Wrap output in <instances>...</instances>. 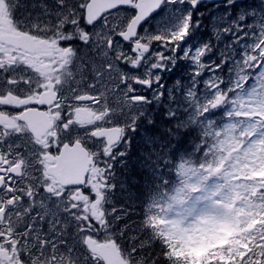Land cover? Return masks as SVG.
Here are the masks:
<instances>
[{
    "label": "flooded vegetation",
    "instance_id": "flooded-vegetation-1",
    "mask_svg": "<svg viewBox=\"0 0 264 264\" xmlns=\"http://www.w3.org/2000/svg\"><path fill=\"white\" fill-rule=\"evenodd\" d=\"M137 2L130 0L128 5L136 9ZM187 2L193 9L191 0ZM214 7L226 15V20L221 22V32L226 30L228 34L226 21L231 20L227 17L232 10L225 11L223 0H205L193 11L203 14L207 26L205 33H209L207 15ZM6 9L0 3V264H33L34 261L40 264H56V261L60 264H104L94 251L96 245L114 247L129 264L128 242L119 237L122 225L120 220L111 217L115 218L127 201L139 202L145 192L151 193L149 196L156 195L154 173L151 174L154 186L144 185L138 178L133 188L139 195L133 200L124 199L118 188L128 162L134 168L146 165L156 172V158L147 149L144 151L149 155L143 160L128 152L131 142L136 140L139 147H144L140 133L150 121L151 108L156 106L149 94L151 80L142 77V69L156 65V41L148 42L142 37L151 19L139 34L136 29L134 36L126 39L134 18L129 15L124 31L116 33V43H107L108 56L116 62H111L113 65L126 74L129 73L127 68H138L130 72L136 77L128 88V95L116 100L113 91L103 97L92 92L91 80L86 82V77L90 78L87 74L89 57L82 52H93L94 28L112 14L129 11L117 8L89 25L84 8L76 28L72 29L71 24L66 26V21L59 20L64 17H60L54 22L52 32H56L45 34L29 29L24 17H19L20 13ZM249 10L251 13L259 10L262 18L259 26L264 28V0H239L232 19L250 15ZM61 23H65L62 33L57 31ZM256 23L254 20L249 22L250 28L245 27L247 35L235 27V34L241 38L238 44L248 42L250 46L252 36L249 35L260 36ZM80 28L81 31H77ZM212 36L210 32L214 40ZM174 51L176 56V47ZM106 70L110 72V67L106 66ZM65 75L76 78L79 83L84 79V84H71L67 90ZM125 76L109 75L104 81L113 83L120 78L118 84L123 95L122 88L127 84ZM153 85L156 86L155 79ZM123 103H130L125 105L129 108L139 106L142 111L138 110L131 118L126 111L118 112L123 116L116 115L115 108ZM129 126L136 129L135 134ZM151 127L156 130L155 124ZM81 128L90 129L83 138ZM113 131L119 135V140L110 143L107 138ZM64 161L69 162L66 169ZM77 161H84L85 165L82 185L79 181L76 183L78 179L74 181L79 175L76 169L81 166ZM61 176L67 179L65 183L58 179ZM118 206L120 208L113 212L112 208ZM41 211L43 218H40Z\"/></svg>",
    "mask_w": 264,
    "mask_h": 264
},
{
    "label": "rangeland",
    "instance_id": "rangeland-1",
    "mask_svg": "<svg viewBox=\"0 0 264 264\" xmlns=\"http://www.w3.org/2000/svg\"><path fill=\"white\" fill-rule=\"evenodd\" d=\"M91 1L0 0V3L7 7V11L20 13L19 17H24L29 29L53 34L56 32H52L54 22L60 17H64L59 20L66 21V26L71 24L72 29L76 28L78 18ZM118 1L110 2L109 7L126 0ZM210 11L207 15L209 33H205L207 26L203 14L194 12L188 2L167 4L166 9L143 29V38L148 42L156 41V65L151 69H142V77L146 81L151 80L149 94L152 102L157 108L163 106L161 100L165 99L166 120H172V125L179 122L183 128L189 126L197 130L201 140L195 144L194 156L174 155L167 174L159 162L154 166L156 172L146 165L134 168L128 162L125 175L118 181L124 199L130 197L133 200L139 195L133 188L139 182L138 178L144 185L154 186L153 173L156 175V195L149 196L151 193L145 192L142 198L145 201L141 199L135 204L127 201L126 205L121 206L122 210H118L120 206L112 208L118 212L115 218L110 217L120 220L122 226L119 237L128 242V252L140 246L137 258H140L141 252L149 258L156 257V248L163 247L159 253L172 259L173 264H200L201 261L204 264H264V206H261L264 193H257L255 200L249 196V192L254 189V175L264 165V103H261L264 101V28L259 26L262 18L259 10H252V13L249 10L248 16L256 17V30L260 35H249L252 36L249 46L248 42L238 44L241 38L235 34V27L238 26L247 35L245 27H251L249 22L254 21L252 17L248 23L240 19L226 21V27L230 30L228 36L226 30L221 32V22L226 20V15L220 14L217 7ZM189 14L192 20L186 24ZM129 15V12L120 11L94 28L96 42L93 52H82L83 56L89 57L87 74L90 78L86 77V82L91 80V90L95 95L97 92L103 97L113 91L114 99L124 98L136 77L134 73L126 74L113 65L115 59L108 56L110 50L107 48L108 42L116 43V33L124 31ZM63 24L58 25L57 31L63 32ZM181 28H185L186 35L182 34L181 39L177 40ZM77 31L80 32L81 28ZM157 36L158 40L155 39ZM174 47L177 48L176 56ZM178 50H181L180 54ZM205 56H212V59L205 60ZM116 57L120 58V55L116 54ZM226 62L227 66L222 71L216 70ZM106 66L110 67V72ZM205 71L208 75L204 80H197L196 75ZM116 74L119 77L126 75L127 84L122 88L123 95L118 84L120 78L113 80V83L104 81L105 76ZM154 79L156 86L153 85ZM64 80L67 90L71 84H84V79L79 83L76 78H66V75ZM115 87L118 89L115 90ZM129 104L123 103L115 108V114L123 116L118 112L126 111L130 112L128 115L131 118L138 110L142 111L139 106L127 107ZM173 114L176 119H172ZM89 130L81 128L84 132L81 138ZM140 134L144 147L138 146V140H129L132 143V148L128 150L130 155L143 160L149 155L144 151L147 149L156 161H162L158 155L162 150L159 136L153 138L144 132ZM201 147H204L203 151H200ZM166 152L170 153V149L167 148ZM203 153V158L198 157ZM197 158L201 163L196 165L194 160ZM185 193L190 194L189 200H186ZM136 208H139L138 214ZM40 215L43 218V211ZM254 219L256 225L252 230L247 229V233L252 239L249 241L255 245V256L254 249L242 241L241 233L244 234L246 230L239 225ZM171 237L179 240L178 245L169 246L167 242H170ZM218 240L225 241L224 245L218 244L220 249H225L218 251L213 261L194 257V251L200 254L205 245ZM186 250H192L191 255ZM228 253L233 254L228 256Z\"/></svg>",
    "mask_w": 264,
    "mask_h": 264
},
{
    "label": "water",
    "instance_id": "water-1",
    "mask_svg": "<svg viewBox=\"0 0 264 264\" xmlns=\"http://www.w3.org/2000/svg\"><path fill=\"white\" fill-rule=\"evenodd\" d=\"M130 0H126L125 2L119 3V4H115L112 5V7H109L110 2H113L112 0H92L91 3H89L86 6V20L88 21L89 25L94 24L102 15L104 12L106 11H110L113 10L115 8H117L119 5H128ZM205 0H199L200 2H203ZM211 2H215L216 0H210ZM157 0H139L137 5H136V15L133 18V20L131 21V24L128 28V35L126 37V39L131 38L134 36L136 29H137V25L140 23L141 20H143L144 16L152 11L153 7L156 5ZM117 5V6H116ZM113 8V9H112ZM111 137V141L110 143H114L118 140V134H116V136L114 137V134H109ZM81 150V149H80ZM66 152V151H64ZM60 159V157L58 158ZM63 159V157H62ZM83 159V158H81ZM65 165V169L66 167H68L67 162L64 161L62 162ZM78 164H81V166H79L76 171L79 173V175H77L74 179L77 180L76 183H78V181L80 182V185H82L83 182V178H84V174H85V165H84V161H77ZM60 165V164H59ZM61 166V165H60ZM82 167V168H80ZM86 167H87V163H86ZM75 168V167H73ZM64 169V171L66 172V170ZM82 169V170H81ZM81 173V174H80ZM62 181V183L66 182L67 179L63 176H61L60 178H58ZM94 251L97 253V255H99L104 264H125L123 259L120 257L119 253L113 250H108L105 246L102 245H97L94 249ZM101 253V255H100Z\"/></svg>",
    "mask_w": 264,
    "mask_h": 264
},
{
    "label": "snow or ice",
    "instance_id": "snow-or-ice-1",
    "mask_svg": "<svg viewBox=\"0 0 264 264\" xmlns=\"http://www.w3.org/2000/svg\"><path fill=\"white\" fill-rule=\"evenodd\" d=\"M177 2H182V3H187V0H157V3L156 5L153 7L152 11L148 12L143 20L140 21V23L137 25V33L139 34L140 30L143 28V25L145 23H147L150 19L153 18L154 15H158L161 11H164L165 10V4H172V5H175ZM223 4H224V8H225V11L227 12L228 9H231L232 11L228 14V19H232V17L235 15V12H236V9L238 7V4H239V0H223ZM199 5V0H191V6L193 9L197 8ZM118 9H124V10H127L130 12V15L132 17H135L136 15V9L135 8H132L130 5H119L118 6ZM250 17L248 15H241L240 16V21L243 22V23H248ZM192 20V15L189 14L188 18H187V21H186V24L187 23H190ZM186 35V31H185V28H181L180 29V33L177 34L176 36V39L179 40L181 39V35ZM155 39H159V37H155ZM149 51H151V49H149ZM181 50H178V54H180ZM205 60H210L212 59V56H205L204 57ZM217 63H219L217 61ZM262 63H264V61H262ZM227 66V62L223 65V66H220L219 68H217L216 70L217 71H222L223 70V67H226ZM127 67V66H126ZM127 70L129 72H134V71H138V68L137 69H133V68H127ZM208 75V72L205 71V72H201L199 74L196 75V79L199 80V81H203L205 76ZM189 79H191V76L189 77ZM127 83V82H126ZM135 87V85H134ZM199 89V85L197 87V90ZM183 91V89H182ZM134 93H129V95H133ZM177 117L175 116V114L172 115V119H176ZM188 135H190V133H184V137H187ZM185 141L182 139L178 145L179 146H183V143ZM200 151H203V147L200 148ZM183 167V166H182Z\"/></svg>",
    "mask_w": 264,
    "mask_h": 264
},
{
    "label": "trees",
    "instance_id": "trees-1",
    "mask_svg": "<svg viewBox=\"0 0 264 264\" xmlns=\"http://www.w3.org/2000/svg\"><path fill=\"white\" fill-rule=\"evenodd\" d=\"M170 123H171L170 121L166 120V116L162 111L156 113V132H158V134L161 135L163 140H167L169 143L173 144L175 147L181 150L184 155L194 156L195 155L194 150H196L195 144L201 140V136L199 132L192 128H187L184 131H181L174 128ZM184 133H190V135L184 137ZM182 139L185 142L183 143V146L178 147ZM203 155L204 153L198 155V157L203 158ZM194 162L196 165L201 163L200 160H198V158L194 160ZM162 251H163V247L156 248V252H158V254H160L159 252ZM158 254H156V257L158 256ZM163 256L165 255L163 254ZM253 256H255V254ZM156 264H173V260L169 259L168 257L167 259L158 258L156 259Z\"/></svg>",
    "mask_w": 264,
    "mask_h": 264
},
{
    "label": "bare ground",
    "instance_id": "bare-ground-1",
    "mask_svg": "<svg viewBox=\"0 0 264 264\" xmlns=\"http://www.w3.org/2000/svg\"><path fill=\"white\" fill-rule=\"evenodd\" d=\"M161 101H162L163 106L157 107V108H156V106L152 107L151 111H150L151 116H150V121L149 122H152L153 124L155 123V125H156V113L162 111L165 114V110H167V108H165L166 100L162 99ZM168 105L172 106L171 103H169ZM165 116H166V114H165ZM149 122L147 124H149ZM170 122H172V120ZM170 124L172 125V123H170ZM172 126L174 128H176V129H178V130H181V131H184L187 128H191L189 126L183 128V124L180 126L179 122L175 123ZM142 132H144L145 135H149V136H151L153 138L156 137V136L157 137L159 136V138H160L159 141H158L159 142V147H161L162 150L158 152V155H160L162 157V161H156L155 165H156V163L159 162L162 165L164 173L167 174V169L169 167L170 162L173 160V156L175 155L176 157H178L179 155H183V152L180 150L181 153L180 154L177 153L179 151V149L177 147H175L173 144L169 143L167 140H163L161 135L158 134V132H156L155 129L153 130V128L151 126L145 127V129ZM167 146H169V147H167ZM167 148L170 149V153L166 152ZM138 212H139V208H137L136 214H138Z\"/></svg>",
    "mask_w": 264,
    "mask_h": 264
},
{
    "label": "clouds",
    "instance_id": "clouds-1",
    "mask_svg": "<svg viewBox=\"0 0 264 264\" xmlns=\"http://www.w3.org/2000/svg\"><path fill=\"white\" fill-rule=\"evenodd\" d=\"M210 51H211V49L209 48V52ZM261 103H264V101H262ZM149 126H152V122H149L148 125H145V127H149ZM129 130L132 131L133 134H135V132H136V129L131 128V126H129ZM115 211H116V209H113V212H115ZM77 219H79V218H77ZM139 248H140V246L137 245L136 249H131L130 252L128 253V256L130 257L129 264H154L155 260L158 258L167 259V257L163 256V253L158 254L157 257L149 258V256L143 255L142 252L140 253V258H137V249H139ZM33 264H40V262L34 261ZM56 264H60V261H56Z\"/></svg>",
    "mask_w": 264,
    "mask_h": 264
}]
</instances>
